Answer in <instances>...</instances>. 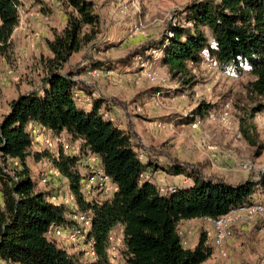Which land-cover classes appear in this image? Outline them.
I'll list each match as a JSON object with an SVG mask.
<instances>
[{
    "label": "trees",
    "instance_id": "obj_1",
    "mask_svg": "<svg viewBox=\"0 0 264 264\" xmlns=\"http://www.w3.org/2000/svg\"><path fill=\"white\" fill-rule=\"evenodd\" d=\"M64 5L70 10L65 13V25L53 33L52 40L45 41L48 54L36 61L42 73L38 88L13 99L0 120V264H111L109 238L119 228L123 264L205 263L213 252L207 233H199L194 248H185L177 232L179 224L216 219L249 205L253 194H264V171L256 179L230 184L205 176L201 166L176 159L167 167L138 160L136 149L141 147L132 144L129 131L103 117L102 111L107 109L103 98L94 97L88 109L73 99L75 90L92 91L76 78L116 66L89 59L82 66L67 68L71 57L101 34L102 20L92 1L64 0ZM19 6L18 0H0V54L12 46ZM182 14L183 23L171 25V35L165 34L120 62L126 66L137 55L161 51L159 61L170 81L192 88V66L201 63L205 53L221 71L240 74L247 69L252 79L244 90L255 105L246 118L264 113V0H200L187 5ZM201 107L194 112L196 116L211 111ZM246 118L239 117V133L250 146L257 147L255 156H260L264 146L257 145L255 126ZM193 121V117L184 118L180 124ZM30 126H41L54 137L65 132L69 143H80L79 154L68 155L62 147L56 153L32 151ZM87 156L98 157L104 173L116 185L110 199L97 196L89 201L83 195L87 172L79 162ZM29 157L37 162L46 159L58 170L75 198L76 212L90 218L87 242L92 245L94 261L83 263V253L69 254L47 239L51 227L70 225L72 210L51 203V192L37 189L38 182L26 163ZM8 161L18 162L19 168L10 171ZM158 170L183 175L192 183L164 195L151 181L140 180L145 172Z\"/></svg>",
    "mask_w": 264,
    "mask_h": 264
},
{
    "label": "rangeland",
    "instance_id": "obj_2",
    "mask_svg": "<svg viewBox=\"0 0 264 264\" xmlns=\"http://www.w3.org/2000/svg\"><path fill=\"white\" fill-rule=\"evenodd\" d=\"M89 1L94 3L95 10L102 20L101 34L81 52L75 54L70 59L67 68L82 66L89 59H93L109 61L122 70L123 75L118 80L100 79L94 82L93 77L86 74L76 79H80L86 85L89 84L88 87L92 89L91 93H95L94 97L100 96L104 99L107 109L103 111H107L116 123L129 131L131 139L143 150L141 152L146 151L153 156L174 155L176 157L175 146H178L183 152L195 154L194 159L188 161H192L191 164L198 167L201 166L203 174L207 177L234 184L243 181L244 178L256 179L264 171V150L260 156H255L257 147L250 146L242 138L238 129L239 117L246 118L250 108L255 105L249 100L244 90L245 84L252 79L247 69L243 68L240 74L228 70L221 71L215 62L208 59L204 53L203 61L192 66L194 67L192 74L195 85L190 88L170 81L165 67L160 64L161 54L154 56L149 53L146 59L157 69L160 79L166 80L169 90L166 96L175 97V100L167 104L166 108L156 109L150 105L149 96L155 88H158V84L151 85L145 79H139L136 73H132V58L126 66L120 62L135 51H140L142 47H148L150 43L157 42L170 32L171 25L183 23V9L200 0ZM123 4L127 7L124 15L119 13L120 6ZM68 11L70 10L65 7L64 0H54V5L48 13V19L42 18L47 21L41 23L42 28H45L44 33L49 32L53 36V33L60 32L64 17L66 18L65 13ZM139 24L144 26V33L133 35L134 25ZM11 44V48L4 55L0 54V117L8 109L9 103L18 95L38 88L42 73L35 61L39 56L46 54L41 43L37 47V57L34 56L33 50L27 48L26 43L20 44L16 36L11 39ZM20 47L23 50H20ZM77 103L84 106L82 102ZM227 103L231 109L230 119L226 125L228 128H225L216 118L211 119L209 112H202L201 116L194 114L202 104L203 109L217 111ZM183 115H187V118H197L199 120L197 127L192 128L187 124L181 127L177 124L178 121L184 120ZM246 119L249 120V124L255 126L257 145L264 146V113H256L252 119ZM158 121L166 125L157 128L155 123ZM170 121H174L175 125H167ZM45 135L55 140V145L50 149L53 153H56L60 147L63 148V145L70 146L65 136L54 137L52 132L45 133ZM209 145L216 146L217 151H208L206 148ZM43 149V146L33 145L32 151H43ZM243 162L252 165L253 170L243 171L240 168ZM26 163L38 182L39 191H52L62 198L70 194L64 188L63 182L54 180L52 176L48 177L47 184L40 182V179L49 173L52 167L46 159L37 162L29 157ZM8 168L10 171L18 169L19 163L8 161ZM161 187L165 191L162 194L169 195L168 189L172 187ZM192 227V235L197 229L198 233L204 229L210 231V224L207 222H196ZM46 236L58 247H64L68 249V252L73 251L74 248L61 238L49 233ZM210 244L212 246L211 240ZM192 246L193 242L189 243L188 248ZM214 250L215 254L217 250ZM224 250L227 252L226 262L229 264L264 263V235L259 233L257 226L236 231L234 240L225 242ZM81 253H83V259L92 258L84 252ZM216 255L219 261L225 262L218 252ZM115 264H123V262L119 259Z\"/></svg>",
    "mask_w": 264,
    "mask_h": 264
},
{
    "label": "built area",
    "instance_id": "obj_3",
    "mask_svg": "<svg viewBox=\"0 0 264 264\" xmlns=\"http://www.w3.org/2000/svg\"><path fill=\"white\" fill-rule=\"evenodd\" d=\"M126 5H121L119 13L124 15L126 13ZM29 16L34 15V13H26ZM21 12L20 6L18 7V17L19 23L21 19L26 16ZM38 15V12L35 13ZM47 20V16H43ZM144 26L141 24L134 25L132 34H143ZM171 35L170 33H168ZM32 39L37 41L40 39V33H32ZM158 56L161 54V51L150 50L146 56L137 55L133 58L131 68L133 69L132 73H136L139 79H145L151 85H157L152 94L149 96V103L156 109L166 108L167 104L172 103L175 100V97L166 96L169 92L168 87L166 86V80L160 79L157 69L153 67L152 63L149 62L146 57L148 54ZM90 76L93 78H105L107 80H118L122 77L123 72L119 67L114 69H103L95 70L89 72ZM73 99L76 102L84 103V106L90 108L92 105V100L95 96V93L87 95L84 91L75 90L73 91ZM230 106L229 104L223 105L219 110L208 111V115L211 119H217L225 128L230 119ZM102 115L105 119H109L111 122L117 124L115 119L110 116L107 111H102ZM184 118H187V115H183ZM157 128H162L163 124L161 121L155 123ZM199 124L197 118L194 119L189 125L192 128H196ZM169 126H172V123H168ZM30 133L32 138L33 145L43 146V150H49L55 145V140H52L45 133H50L51 131L41 127V126H30ZM64 144L63 142H61ZM64 151L68 155L76 156L79 154V147H69L63 145ZM210 152L217 151L216 146H207L206 148ZM137 158L141 162L146 161V156L141 151H136ZM80 168L86 170L87 176L82 181V193L85 196L86 200L91 201L97 196H102L104 199H110L114 193L117 191V187L113 184L110 178L104 173L101 166L100 160L96 156H87L80 159L79 162ZM240 168L243 171L250 172L253 170V166L243 162L240 164ZM263 172V171H262ZM261 172V173H262ZM52 176L54 178H60L58 170L51 167L49 173L40 179L42 184H47L48 177ZM140 180H147V177L144 174L140 176ZM160 193H164V188H159ZM176 192V188L172 187L168 189V193L173 194ZM70 193V192H69ZM48 200L55 205H64L72 210V213L69 216L70 225L66 227H51L48 231L49 234L57 238H61L66 244L77 249L80 252H84L85 255H89L92 258H95L94 251L92 249L91 243L87 242V233L90 230L91 222L90 218L86 215H82L76 212V203L73 195L70 193L67 197L62 198L58 195H51L48 197ZM204 220L209 223L213 228L212 236V246L217 250L219 256L225 260L222 264H229L227 260V252L224 250L225 242L234 240L236 231L250 228L252 226H257L260 234L264 235V194L256 192L252 195L251 203L246 206L237 207L230 210L227 214L218 217L216 219L204 218ZM186 226V225H185ZM188 228L178 227L177 232L181 240L183 247L187 248L189 246V239L192 235L193 227L191 223L188 222ZM122 240V229H117L114 233L110 235L109 246H108V256L111 264H115L119 259V247L121 246ZM261 264H264L263 262Z\"/></svg>",
    "mask_w": 264,
    "mask_h": 264
},
{
    "label": "crops",
    "instance_id": "obj_4",
    "mask_svg": "<svg viewBox=\"0 0 264 264\" xmlns=\"http://www.w3.org/2000/svg\"><path fill=\"white\" fill-rule=\"evenodd\" d=\"M18 1L20 4L21 12L23 14H26L29 12V13H34V15L29 16L28 14H26V16H24L21 19V22L15 28V30L11 36V39H14V36H16L17 39L20 40V44L26 43L27 48L29 47L35 53V55H34L35 57H37V54H36V52L38 50L37 47H38L39 43H41L42 49H43L44 53H46L45 55H47L48 51H47V48L45 46V41L46 40H52L53 36L49 32L44 33L45 28L44 27L42 28L41 23L45 21V20H43L44 19L43 16L48 17L49 10L52 9V6L54 5V0H18ZM32 1H34V2H32ZM36 12H38V15H35ZM65 21H66V18L64 17L62 29L65 25ZM45 22H47V21H45ZM35 32L40 33V39L37 41H34L32 39V33H35ZM20 50H23V48L20 47ZM35 63H36V61H35ZM100 79L101 80H107L104 78H93V81L95 82V81L100 80ZM88 86H90V85L88 84ZM84 93H86L87 95L90 94V93L85 92V91H84ZM82 107L87 108L86 106H83V105H82ZM8 110H9V107L3 115H5L8 112ZM168 123H172L173 125H175L174 121H170ZM177 124H180V121H178ZM185 125L186 124H180L181 127L185 126ZM187 125H189V124H187ZM119 127L122 128L121 125ZM60 135L65 136L66 141L69 143V141H68L69 138L65 132L61 133ZM131 142L133 145L138 146L137 144L134 143L133 140H131ZM69 145H70L69 147H71V146L79 147L80 143L79 142L72 143V144L69 143ZM175 148H176L175 152L177 153L176 157H174V155L168 156V157L167 156H164V157L153 156L151 153L145 151L144 153L146 154V157H147V160L145 161V163L151 161V162L156 163L162 167H167L168 164L170 163V161H172V159H177L181 163L191 164L192 161H188V160L194 159L195 154H193V153L188 154L186 152H183V150L180 149L178 146H175ZM136 151H143V150L137 148ZM164 151L167 152L166 150H164ZM65 153L67 154L66 151H65ZM183 159L186 162H184ZM145 175L147 177V180L151 181L158 188H160L161 186H168V187H175L177 189H183V188L189 187L192 183L190 179L186 178L183 175H178V176L168 175L162 170H158L157 172H153V173H150L149 171H147V172H145ZM54 180H58V181L63 182L64 188L66 190H68V192H69V188H68V185H67V182L65 179L55 178ZM244 180H246V179L244 178L243 181ZM230 184H234V183H230ZM38 188L39 187H37V189ZM52 188L53 189L55 188L54 185ZM44 192H51L50 194H52V195H58L57 193H54L52 191H44ZM58 197H59V195H58ZM99 198L104 199L100 195H99ZM0 204H1V198H0ZM188 222L191 223V225H193L196 222L206 223V221L204 219H194V220H190V221H183L179 224L178 227L184 226L186 228ZM207 224H209V223H207ZM196 225H198V224H196ZM203 231L207 233L209 240H211V243H212V236H213L212 226L210 225V231L207 229H204ZM198 238H199V233H198V229H197L194 231L193 235L189 239L190 244H191V242H193V246L191 248H194L196 246V244L198 242ZM67 251H68V249H67ZM214 252H215V250L213 248V252H212L211 257L203 264H222L221 260L219 261V258L216 255L217 252L215 254H214ZM68 253L69 254H76L77 249L74 248L72 252H68ZM92 261H94V258L83 259V263L84 262H92Z\"/></svg>",
    "mask_w": 264,
    "mask_h": 264
}]
</instances>
